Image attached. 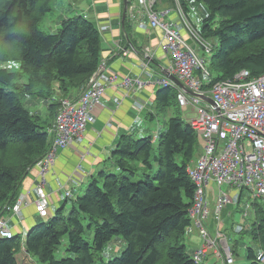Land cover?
<instances>
[{"label":"trees","instance_id":"trees-1","mask_svg":"<svg viewBox=\"0 0 264 264\" xmlns=\"http://www.w3.org/2000/svg\"><path fill=\"white\" fill-rule=\"evenodd\" d=\"M51 1L0 0V63L17 62L21 70L0 69V218L14 205L22 176L48 152V132L64 100L58 94L88 83L100 66V36L91 22L74 17L64 20L56 33L39 30L51 12ZM161 1L180 8L195 29L196 49L210 58L217 74L212 77L208 72L204 89L242 70L252 77L264 73V0H194L207 9L200 29L188 18L185 0ZM126 22L131 27L125 17ZM176 94V89L160 86L155 95L158 107H169ZM26 97L49 102L45 119L25 109ZM187 120L172 117L162 135L121 136L110 157L116 172H99L83 195L72 194L31 228L25 237L26 252L37 264H95L105 245L122 237L126 249L107 264H201L194 262L182 242L192 229L188 211L195 189L187 170L203 148ZM230 227L233 230V224ZM250 233L258 250H264L261 202L254 204ZM64 240L65 255L57 259L55 253ZM21 248L18 236L0 239V264H17ZM256 254L247 250L248 264H259Z\"/></svg>","mask_w":264,"mask_h":264},{"label":"built area","instance_id":"built-area-1","mask_svg":"<svg viewBox=\"0 0 264 264\" xmlns=\"http://www.w3.org/2000/svg\"><path fill=\"white\" fill-rule=\"evenodd\" d=\"M160 2L131 0L125 17L131 25L136 24L139 28L144 27L146 18L150 29L161 31L160 47L172 60L165 73L174 76L191 93L186 94L168 79L157 82L159 86L176 89L182 112H186L189 105L192 106L193 116L187 121L203 143L201 156L187 170L195 186L192 206L188 211L191 230L198 234L201 241L193 253V260L195 263L205 261L211 252L222 264H234L224 233L226 222L239 205L246 207L242 215L245 220L250 207L248 197L264 204V73L252 77L248 71L242 70L232 79L217 82L209 90L204 89L207 81H201L200 77L206 80L209 71L204 59L196 52L195 29L185 20L179 7L158 11L156 7ZM173 13L177 15L181 26L172 27L166 21ZM182 29L188 39L182 36ZM204 48L208 52V48ZM151 57L146 54L147 59ZM102 65L104 71L76 101L61 100L53 126L48 132V152L36 163L40 178L35 188L37 199L34 206L38 217L42 219L50 216L44 184L46 173L54 164L56 152L81 141L93 122L94 106L105 96L107 89L117 82L116 76ZM143 68L150 77L148 66L144 64ZM142 85L140 79L129 77H124L120 83V87L126 90L141 88ZM134 105L142 110L141 104L136 102ZM246 191L249 195L243 198ZM70 196V193L65 195L66 198ZM21 202L19 200L12 211L18 212ZM232 224L235 233L244 231L241 225ZM12 236L6 221L0 218V239ZM256 262L264 264V250H258Z\"/></svg>","mask_w":264,"mask_h":264},{"label":"crops","instance_id":"crops-1","mask_svg":"<svg viewBox=\"0 0 264 264\" xmlns=\"http://www.w3.org/2000/svg\"><path fill=\"white\" fill-rule=\"evenodd\" d=\"M52 1L51 12L44 17L48 23L46 29L50 33H56L64 20L74 17H82L91 22L100 36V65L104 64L116 76L117 82L107 89L105 96L94 106L93 122L81 141L56 152L54 164L46 173L44 184L50 215L65 204L66 193L80 195L79 190L83 186L87 188L95 174L106 167L121 136L133 135V130L146 122L147 117L154 120V109L158 110L155 95L160 88L157 82L168 79L165 70L172 64L170 57L160 47L161 31L157 28L150 29L146 18L142 28L136 24L130 27L127 22L125 24V20L123 23L125 3L128 5L131 0H66L67 4L63 3L64 0ZM157 7L158 11L173 10L164 1L157 4ZM166 21L172 27L182 25L175 13ZM181 33L188 39L185 30L182 29ZM147 53L152 55L150 60L146 58ZM144 64L151 72L150 77L143 68ZM124 77L140 79L143 85L141 88L126 90L120 87ZM87 84L85 82L82 86H73L67 93L61 92L58 95L64 96V100L76 101ZM136 102L142 105V110L135 107ZM48 105V101L39 97H26L23 100L25 109L44 119ZM43 110L45 111L42 112ZM187 112L188 110L184 112L189 114L186 119L193 116L192 111ZM39 178L40 171L36 165L22 176L15 189L17 198L14 203L15 205L21 200L20 209L15 213L12 211L13 205L5 210L2 218L12 235L20 237V252L29 257L24 247L26 234L31 228L44 222L38 217L34 206ZM187 241L190 247L187 248L188 252L193 254L201 244L200 238L191 230ZM18 256L20 254L15 258L17 264H20ZM211 258H214L212 253ZM208 260L209 255L205 264H208Z\"/></svg>","mask_w":264,"mask_h":264},{"label":"rangeland","instance_id":"rangeland-1","mask_svg":"<svg viewBox=\"0 0 264 264\" xmlns=\"http://www.w3.org/2000/svg\"><path fill=\"white\" fill-rule=\"evenodd\" d=\"M168 1L171 2L174 0H168ZM52 2H51V6L53 5ZM63 3L67 4V1L64 0ZM184 3L186 4V8L188 11V13H187L188 18L197 27V29H200L201 25H202V21L204 20V18L207 15V9H206L205 5L202 3H198L194 0H190V1L185 0ZM68 6H69V4H68ZM175 6H176V4H175ZM69 8H70V6H69ZM47 26H48V23L43 18L40 25H39V30L44 32V33H50V30L46 29ZM188 42H189V40H188ZM210 44L215 47V45L217 43L215 40L212 39V40H210ZM0 48H2L1 43H0ZM9 52L12 53L13 50H9ZM196 52H197L198 56H200L202 59L204 57V59L206 60V62L205 61L204 62L206 63V66L208 67L211 76L215 77L217 73L215 72L213 66H210V62H209L210 58L208 57V55L199 51L198 48L196 49ZM1 54L2 53L0 52V55ZM0 69H6L9 72H14V73H20L21 72L20 64L17 62L0 63ZM195 74H197V72ZM200 80L205 81V78L203 76H201ZM21 82L25 83L26 77H24V79ZM34 99H37V98L34 97ZM46 110H47V107H46ZM44 111L45 110H43L42 112H44ZM191 111H192V106L189 105L187 113H189ZM154 114H155L154 120H150L147 117L146 122L144 121L141 126H139L138 128H135L133 130L132 134L135 136V139H143V138L151 137V136H154L155 133L162 135V134H164V132L167 129V124H168L169 119H171L172 117H179L183 120H186V117L189 115V114H186V113L181 111L179 104H178L177 100L175 101V99L171 100L170 105L167 108H163L159 105L158 110L154 109ZM41 115H43V114H41ZM155 148H156V145H154V149ZM201 154H202V151L200 152V156H201ZM200 156L196 157L193 163H195L199 159ZM112 166L113 165H112L111 161L109 160L106 164V167H104L102 171H106L108 173H115L116 169H114ZM99 172H101V170ZM97 175H98V173L95 174V176H97ZM89 183H88V185H89ZM85 189H86V187L83 186V189H81V191L79 190L80 195L84 194ZM247 195H249L248 192L247 191L244 192L243 198H245ZM247 202L249 203L250 207H249V210L247 211L248 215L245 218V220L242 219V215L245 212L246 207H245V205H239L238 207L235 208V210L233 212V216L228 218V220L226 222V227L224 230L225 231L224 233L227 236L228 242H229L230 246L233 248L234 253H235V255L233 256L235 264H248V260L246 259L247 250L253 249L254 252L257 253L258 249H259L257 247V245L254 243L250 231H251V225L254 222V215H253L254 204L255 203L259 204L260 202L259 201H256V202L253 201L252 197H248ZM231 211H233V208L231 209ZM45 220L46 219H42L41 221H45ZM232 223L241 225L244 229V232L242 234L235 233L230 227V225ZM91 235H92V233H91ZM91 235L86 234L84 236L85 240L88 243H91V241H92ZM182 242L186 245V248H190L188 241L183 240ZM66 246H67V240H64L62 246L55 253V257L57 259H61L64 257L65 251H66ZM125 249H126V244H125L124 239L122 237H115L114 239H112L110 242H108L105 245L103 251L100 253V257L99 258L95 257V264H101L100 259L103 260L104 264H107L109 261H111L115 258H119ZM18 254H20V256H18V260H19L20 264H37L36 258H34L32 256L29 257L28 255L26 256L22 252H19ZM204 263H205V261L201 262V264H204ZM207 263L208 264H222L219 260L217 261L215 258H211V253H209V260Z\"/></svg>","mask_w":264,"mask_h":264},{"label":"water","instance_id":"water-1","mask_svg":"<svg viewBox=\"0 0 264 264\" xmlns=\"http://www.w3.org/2000/svg\"><path fill=\"white\" fill-rule=\"evenodd\" d=\"M126 7H127V4L125 3V13H126ZM125 13H124V16H123V23H124V20H125ZM104 71V67L103 65H100L98 67V69L94 72V74L91 76L86 88H85V91L87 89H89V87L92 85V83L97 79V77ZM165 76L170 79L172 82H174L180 89H182L185 93L187 94H191L189 93V91L184 87L183 84H181L174 76L170 75V74H166L165 73ZM210 103H212V101L209 100Z\"/></svg>","mask_w":264,"mask_h":264},{"label":"bare ground","instance_id":"bare-ground-1","mask_svg":"<svg viewBox=\"0 0 264 264\" xmlns=\"http://www.w3.org/2000/svg\"><path fill=\"white\" fill-rule=\"evenodd\" d=\"M13 237V236H12ZM8 239V238H7Z\"/></svg>","mask_w":264,"mask_h":264}]
</instances>
